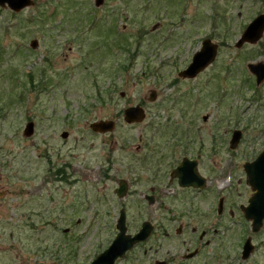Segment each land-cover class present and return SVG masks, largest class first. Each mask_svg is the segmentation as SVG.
Segmentation results:
<instances>
[{"label": "rangeland", "instance_id": "rangeland-1", "mask_svg": "<svg viewBox=\"0 0 264 264\" xmlns=\"http://www.w3.org/2000/svg\"><path fill=\"white\" fill-rule=\"evenodd\" d=\"M34 1L0 8V264H92L121 210L128 234L144 222L155 230L116 264H264V228L253 234L241 210L254 194L243 167L264 150V82L248 69L264 62V37L235 46L264 0ZM208 38L215 64L179 77ZM138 105L144 121H124ZM102 120L115 130L91 131ZM184 157L199 162L205 192L170 184Z\"/></svg>", "mask_w": 264, "mask_h": 264}, {"label": "water", "instance_id": "water-1", "mask_svg": "<svg viewBox=\"0 0 264 264\" xmlns=\"http://www.w3.org/2000/svg\"><path fill=\"white\" fill-rule=\"evenodd\" d=\"M104 0H97L96 7L103 4ZM35 5L34 0H0V7L3 9H10L14 13H20L28 7ZM264 36V14L257 17L245 30L240 40L237 41L236 48L241 49L246 44H257L262 40ZM31 47L37 48L38 41H31ZM219 53V46L212 42L211 39H206L202 43V47L193 55V60L189 67L180 73L179 77L184 79H194L197 75L203 73L213 63H215ZM250 73L256 76L257 85H261L264 82V62L256 64H250L248 66ZM157 97L156 91H152L150 94V100L155 101ZM125 111V120L128 123H142L146 118L145 110L141 106H133L127 108ZM116 127V123L113 121H98L93 122L90 125L91 131L100 134H107L113 132ZM35 126L33 122L28 123L25 135L32 136L34 134ZM68 133L62 134L64 138H67ZM242 132L235 131L231 141L232 149H236L242 139ZM247 174L248 184L255 192L251 199H249V205L243 207L246 221H250L252 224V232L257 234L262 230L264 226V151L254 162L247 163L243 167ZM196 163L184 160L182 165L175 171L176 176L179 178V184L181 187H195L204 188L203 180L198 176L196 171ZM125 181H121L118 185L119 188L116 194L119 198H124L127 195L128 185ZM5 196V192L0 191V198ZM151 199V198H150ZM223 201H220L219 212H222ZM117 230L118 234L115 237L112 245L103 253L98 255L92 264H116L117 261L125 259L128 252L140 243L146 242L150 239L154 226L150 222H145L142 225L141 230L135 234H128L127 226V213L125 210H121L120 216H118ZM180 232V231H179ZM204 234H202V238ZM252 238L249 237L245 241L243 246L242 260L247 261L255 251V246L251 242ZM198 254V250L185 256L186 259L193 258ZM156 264H166L164 261H157Z\"/></svg>", "mask_w": 264, "mask_h": 264}, {"label": "flooded vegetation", "instance_id": "flooded-vegetation-1", "mask_svg": "<svg viewBox=\"0 0 264 264\" xmlns=\"http://www.w3.org/2000/svg\"><path fill=\"white\" fill-rule=\"evenodd\" d=\"M188 160L189 162H195L196 163V171H197V173H198V176L200 177V178H202V179H204L203 181V186H204V188H193V187H190V188H185V187H181L180 186V184H179V178L175 175L176 174V170L182 165V163L184 162V160ZM200 169V165H199V162L197 161V160H194V159H190V158H188V157H184L183 158V160H181V163L179 164V165H176L175 166V168L172 170V171H170L171 172V174H170V184L171 185H173V183H175L174 184V186H178L179 188H181V190H191V192H197V193H199V194H201V193H203V192H205V188H206V186H207V184H208V179L206 178V177H204L202 174H201V171L199 170ZM66 176H67V174H65V178H66ZM183 188V189H182ZM6 194V193H5ZM151 198V199H150ZM2 198H0V200H1ZM145 199L147 200V202H148V204H151V205H153V204H155L156 203V196H154V195H146L145 196ZM219 202H220V200H219Z\"/></svg>", "mask_w": 264, "mask_h": 264}, {"label": "trees", "instance_id": "trees-1", "mask_svg": "<svg viewBox=\"0 0 264 264\" xmlns=\"http://www.w3.org/2000/svg\"><path fill=\"white\" fill-rule=\"evenodd\" d=\"M14 16H16V14H14ZM104 97V96H103ZM101 101H103L104 102V98H102V100ZM100 101V102H101ZM65 170H63V169H59V170H56V172H55V178H57L58 180H60V181H66L67 180V177L65 178L64 176H65Z\"/></svg>", "mask_w": 264, "mask_h": 264}, {"label": "bare ground", "instance_id": "bare-ground-1", "mask_svg": "<svg viewBox=\"0 0 264 264\" xmlns=\"http://www.w3.org/2000/svg\"><path fill=\"white\" fill-rule=\"evenodd\" d=\"M219 184H220V187L223 188V182H220Z\"/></svg>", "mask_w": 264, "mask_h": 264}]
</instances>
